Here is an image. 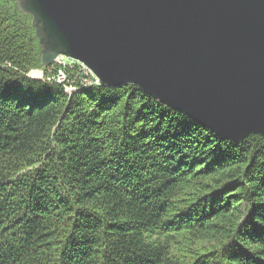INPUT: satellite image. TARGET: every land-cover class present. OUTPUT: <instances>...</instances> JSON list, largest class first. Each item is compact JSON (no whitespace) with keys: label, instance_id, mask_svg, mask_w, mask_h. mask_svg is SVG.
I'll list each match as a JSON object with an SVG mask.
<instances>
[{"label":"trees","instance_id":"1","mask_svg":"<svg viewBox=\"0 0 264 264\" xmlns=\"http://www.w3.org/2000/svg\"><path fill=\"white\" fill-rule=\"evenodd\" d=\"M34 69L30 19L0 0V264H264L263 138Z\"/></svg>","mask_w":264,"mask_h":264},{"label":"water","instance_id":"2","mask_svg":"<svg viewBox=\"0 0 264 264\" xmlns=\"http://www.w3.org/2000/svg\"><path fill=\"white\" fill-rule=\"evenodd\" d=\"M8 1L30 18L44 69L63 56L224 140L264 139V0Z\"/></svg>","mask_w":264,"mask_h":264},{"label":"built area","instance_id":"3","mask_svg":"<svg viewBox=\"0 0 264 264\" xmlns=\"http://www.w3.org/2000/svg\"><path fill=\"white\" fill-rule=\"evenodd\" d=\"M75 68L79 69L80 76L72 78L69 71L74 70ZM51 75L53 76L52 79ZM32 77L34 79L61 85L69 95L76 92L78 90L77 88L85 90L94 86H99L98 79L86 66L77 61L66 59L65 57H59L56 60L53 73L50 74L49 78L44 77L42 74H35L32 75ZM77 85H79V87H77Z\"/></svg>","mask_w":264,"mask_h":264},{"label":"rangeland","instance_id":"4","mask_svg":"<svg viewBox=\"0 0 264 264\" xmlns=\"http://www.w3.org/2000/svg\"><path fill=\"white\" fill-rule=\"evenodd\" d=\"M8 3H10V4H13V6H14V8H15V10H16V4H15V2H9L8 0H6ZM23 16V15H22ZM26 19V18H25ZM30 19V18H29ZM26 20H28V19H26ZM30 25H31V20H30ZM31 28H32V26H31ZM34 31V30H33ZM34 36H35V31H34ZM38 70L39 69H34V70H32L30 73H29V75H35V74H37L38 73ZM52 70V71H51ZM39 71H42V70H39ZM51 71V72H50ZM53 73V68L51 67V68H49L48 69V72H46V77L47 78H49L50 77V74H52ZM53 78V76L51 75V79Z\"/></svg>","mask_w":264,"mask_h":264}]
</instances>
